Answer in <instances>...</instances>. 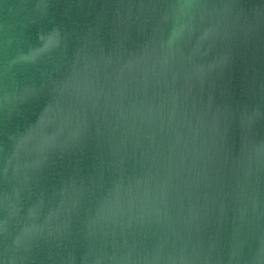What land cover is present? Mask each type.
<instances>
[{"label":"water","instance_id":"1","mask_svg":"<svg viewBox=\"0 0 264 264\" xmlns=\"http://www.w3.org/2000/svg\"><path fill=\"white\" fill-rule=\"evenodd\" d=\"M0 264H264V0H0Z\"/></svg>","mask_w":264,"mask_h":264}]
</instances>
